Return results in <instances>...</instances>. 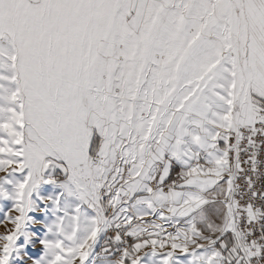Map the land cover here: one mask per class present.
Wrapping results in <instances>:
<instances>
[{
  "label": "snow or ice",
  "instance_id": "1",
  "mask_svg": "<svg viewBox=\"0 0 264 264\" xmlns=\"http://www.w3.org/2000/svg\"><path fill=\"white\" fill-rule=\"evenodd\" d=\"M261 175L264 0H0V264H264Z\"/></svg>",
  "mask_w": 264,
  "mask_h": 264
},
{
  "label": "rangeland",
  "instance_id": "2",
  "mask_svg": "<svg viewBox=\"0 0 264 264\" xmlns=\"http://www.w3.org/2000/svg\"><path fill=\"white\" fill-rule=\"evenodd\" d=\"M0 218H2V217H0ZM4 231V228L3 227H0V232H3ZM107 234H111V231H109L108 233H106L105 234V236L107 235ZM23 239V238H22ZM103 239V237L101 238V240ZM98 250H99V248H98ZM181 259H184L183 257L181 258ZM98 264H102V262H99L98 261Z\"/></svg>",
  "mask_w": 264,
  "mask_h": 264
},
{
  "label": "built area",
  "instance_id": "3",
  "mask_svg": "<svg viewBox=\"0 0 264 264\" xmlns=\"http://www.w3.org/2000/svg\"><path fill=\"white\" fill-rule=\"evenodd\" d=\"M241 182H243V176H241ZM260 182L264 184V175H261Z\"/></svg>",
  "mask_w": 264,
  "mask_h": 264
},
{
  "label": "trees",
  "instance_id": "4",
  "mask_svg": "<svg viewBox=\"0 0 264 264\" xmlns=\"http://www.w3.org/2000/svg\"><path fill=\"white\" fill-rule=\"evenodd\" d=\"M176 170V168H175ZM111 234H107L106 236L103 237V239L101 240V244H103V241L107 238V236H110Z\"/></svg>",
  "mask_w": 264,
  "mask_h": 264
},
{
  "label": "crops",
  "instance_id": "5",
  "mask_svg": "<svg viewBox=\"0 0 264 264\" xmlns=\"http://www.w3.org/2000/svg\"><path fill=\"white\" fill-rule=\"evenodd\" d=\"M176 171H179V165L176 166Z\"/></svg>",
  "mask_w": 264,
  "mask_h": 264
}]
</instances>
